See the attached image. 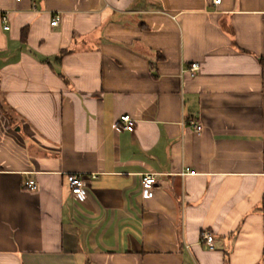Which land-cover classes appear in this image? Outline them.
I'll use <instances>...</instances> for the list:
<instances>
[{"label":"crops","instance_id":"crops-1","mask_svg":"<svg viewBox=\"0 0 264 264\" xmlns=\"http://www.w3.org/2000/svg\"><path fill=\"white\" fill-rule=\"evenodd\" d=\"M0 264H264V0H0Z\"/></svg>","mask_w":264,"mask_h":264},{"label":"built area","instance_id":"built-area-1","mask_svg":"<svg viewBox=\"0 0 264 264\" xmlns=\"http://www.w3.org/2000/svg\"><path fill=\"white\" fill-rule=\"evenodd\" d=\"M221 0H213V3L219 4ZM60 14L56 13L53 15L52 20H51V25L56 26L60 22ZM6 29H9V25L5 26ZM198 68V63L194 62L191 64V73L192 75L196 74V70ZM120 120L124 123V126L128 129H133L135 126V121L134 119L129 115V114H123L120 117ZM197 130H201L202 126L200 124H196ZM68 182L71 187V191L78 195L80 199L85 198V194L83 191V180H82V175L78 173H71L68 175ZM156 178L153 173H147L143 176L142 178V191L145 196H149L152 193L154 184H155ZM24 186L29 189H37L38 188V183L35 179H28L25 180ZM203 238L205 241L212 246V241H213V236L208 233V232H203Z\"/></svg>","mask_w":264,"mask_h":264},{"label":"trees","instance_id":"trees-1","mask_svg":"<svg viewBox=\"0 0 264 264\" xmlns=\"http://www.w3.org/2000/svg\"><path fill=\"white\" fill-rule=\"evenodd\" d=\"M22 38H23V39L26 38V32H25V31H23V33H22Z\"/></svg>","mask_w":264,"mask_h":264}]
</instances>
